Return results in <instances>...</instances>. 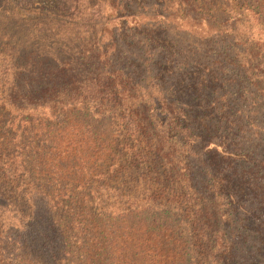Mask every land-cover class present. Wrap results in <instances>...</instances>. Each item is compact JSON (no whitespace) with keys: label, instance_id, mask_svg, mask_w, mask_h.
I'll use <instances>...</instances> for the list:
<instances>
[{"label":"trees","instance_id":"trees-1","mask_svg":"<svg viewBox=\"0 0 264 264\" xmlns=\"http://www.w3.org/2000/svg\"><path fill=\"white\" fill-rule=\"evenodd\" d=\"M32 2L0 0V264H264V0Z\"/></svg>","mask_w":264,"mask_h":264},{"label":"rangeland","instance_id":"rangeland-1","mask_svg":"<svg viewBox=\"0 0 264 264\" xmlns=\"http://www.w3.org/2000/svg\"><path fill=\"white\" fill-rule=\"evenodd\" d=\"M6 5H8V3H6ZM39 5H40V0H33V2H32V6L33 7H37ZM40 6L46 8L45 4L44 5H40Z\"/></svg>","mask_w":264,"mask_h":264}]
</instances>
